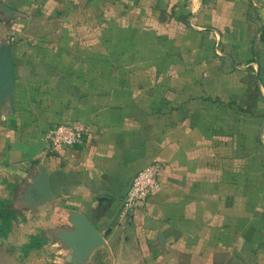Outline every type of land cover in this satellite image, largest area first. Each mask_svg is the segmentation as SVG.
<instances>
[{"label": "crops", "instance_id": "obj_1", "mask_svg": "<svg viewBox=\"0 0 264 264\" xmlns=\"http://www.w3.org/2000/svg\"><path fill=\"white\" fill-rule=\"evenodd\" d=\"M134 2L136 27L151 22L153 30L181 32L168 46L177 47L169 61L183 68L167 77L182 78L183 86H162L172 95L166 101H132L131 89H143L125 83L127 55H104L119 61L111 72L122 84L103 94L119 96L76 102L84 140L58 152L45 136L53 125L42 120L50 110L43 68L29 58L15 63L14 109L7 104L0 117V198L13 204L21 186L28 196L45 165L52 201L37 207L54 208L51 222L59 226L71 210L83 213L108 244L95 252H107L111 264H182L180 255L189 260L183 264H264V0ZM86 27L94 23L79 28ZM73 91L89 95L86 87ZM155 161L163 165L159 191L126 211L122 199L134 176Z\"/></svg>", "mask_w": 264, "mask_h": 264}, {"label": "rangeland", "instance_id": "obj_2", "mask_svg": "<svg viewBox=\"0 0 264 264\" xmlns=\"http://www.w3.org/2000/svg\"><path fill=\"white\" fill-rule=\"evenodd\" d=\"M89 1L93 4L90 3L88 11ZM134 3V0H81L79 4L73 0H0V47L4 43L10 44L14 65L26 58L33 59L34 64L43 68V75L47 74L46 82H42L43 75L39 81L41 88L49 90L46 98L47 107L50 109L49 116L42 117V120L51 126L63 121L74 122L75 112L84 111L75 106L76 102H81L83 96L96 97L102 102L108 96L112 101L117 100L119 95L103 94L107 85L122 84L118 73L111 72L113 68H120L119 61L103 60L107 54L127 55L125 62H122L126 67L125 83L128 88L143 89L141 93H137L140 90L131 89L128 97L132 101L137 96L145 104L151 103L153 98L166 101L172 95L162 93V86H165V91L168 86H175L177 89L183 86L182 78L167 77L170 68L179 69V72L183 68L169 61L177 47L173 45L169 50L168 46L171 39L172 43L180 39L181 32L153 30L151 22L136 27L133 24L134 15L129 13ZM76 8L83 10V13H76ZM87 21L94 23L93 29L86 27L81 30V23ZM153 40L163 41L164 44H157ZM83 42H89L93 46L88 49L79 44ZM93 53L96 61L74 60L75 56L87 57ZM159 71L162 72L158 73ZM110 72L111 75H108ZM156 86H160L159 95L153 93ZM78 87H86L89 95L87 91L84 92L86 96L73 91ZM175 92L178 93L179 90ZM59 102L61 106L75 107L63 111ZM64 112H67L66 116L61 117ZM25 193L22 186L14 189L15 202L4 207L5 211L16 216V220L11 232L4 238L0 237V262L73 264L70 258L71 249L57 237L60 231L72 229V224L67 222L64 226H59L52 223L56 210L32 207L28 204ZM15 225L17 230L10 236ZM32 237L39 241L46 240V244L27 252L24 246L31 242ZM103 248L105 247L98 249ZM95 251L86 264H111L107 252ZM4 253L9 254L8 258ZM183 260L189 261L180 255L179 262L183 264Z\"/></svg>", "mask_w": 264, "mask_h": 264}, {"label": "water", "instance_id": "obj_3", "mask_svg": "<svg viewBox=\"0 0 264 264\" xmlns=\"http://www.w3.org/2000/svg\"><path fill=\"white\" fill-rule=\"evenodd\" d=\"M15 103V65L12 57L11 46L4 43L0 47V117L3 107L7 104L14 109ZM28 204L37 207L52 201V193L46 174L45 165L32 181L27 196ZM108 197H101L99 201H112ZM69 221L71 230H62L57 234L61 242L70 248L73 264H86L93 252L101 247L108 248L103 234L81 212L71 210Z\"/></svg>", "mask_w": 264, "mask_h": 264}, {"label": "built area", "instance_id": "obj_4", "mask_svg": "<svg viewBox=\"0 0 264 264\" xmlns=\"http://www.w3.org/2000/svg\"><path fill=\"white\" fill-rule=\"evenodd\" d=\"M46 139L58 152L82 144L85 131L71 121H63L46 131ZM163 165L155 161L141 169L133 178L132 183L123 196V208L133 212L143 206L147 200L159 191Z\"/></svg>", "mask_w": 264, "mask_h": 264}, {"label": "trees", "instance_id": "obj_5", "mask_svg": "<svg viewBox=\"0 0 264 264\" xmlns=\"http://www.w3.org/2000/svg\"><path fill=\"white\" fill-rule=\"evenodd\" d=\"M11 202L0 199V222L2 224L0 225V237H6L12 229L13 222L16 220V216L13 213H10L9 211H5L4 207L9 205ZM44 244H46V240L39 241L36 239V237L31 238V242L28 245L24 246V249H27V252L31 249H37L42 247ZM57 264V263H53Z\"/></svg>", "mask_w": 264, "mask_h": 264}]
</instances>
